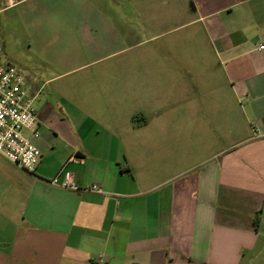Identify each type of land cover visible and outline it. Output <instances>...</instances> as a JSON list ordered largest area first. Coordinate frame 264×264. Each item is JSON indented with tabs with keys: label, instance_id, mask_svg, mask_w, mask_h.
I'll return each instance as SVG.
<instances>
[{
	"label": "crops",
	"instance_id": "crops-1",
	"mask_svg": "<svg viewBox=\"0 0 264 264\" xmlns=\"http://www.w3.org/2000/svg\"><path fill=\"white\" fill-rule=\"evenodd\" d=\"M74 5L38 20L89 60L17 67L41 158L0 155V264H264V0Z\"/></svg>",
	"mask_w": 264,
	"mask_h": 264
},
{
	"label": "rangeland",
	"instance_id": "rangeland-1",
	"mask_svg": "<svg viewBox=\"0 0 264 264\" xmlns=\"http://www.w3.org/2000/svg\"><path fill=\"white\" fill-rule=\"evenodd\" d=\"M76 2L77 0H0V50L3 60L25 71L30 67L43 78L60 75L61 72L47 65L45 59H57L67 49L78 58L75 66H81L88 61L89 56L80 49L67 46L68 39L65 33L52 31L51 26L41 24L38 20L58 15L64 17L95 15V10L91 7L77 9L74 5ZM56 5L64 8L59 12L54 8ZM77 75L75 72L68 78Z\"/></svg>",
	"mask_w": 264,
	"mask_h": 264
},
{
	"label": "built area",
	"instance_id": "built-area-1",
	"mask_svg": "<svg viewBox=\"0 0 264 264\" xmlns=\"http://www.w3.org/2000/svg\"><path fill=\"white\" fill-rule=\"evenodd\" d=\"M264 49V46H260ZM34 99L26 88V80L18 68L3 60L0 50V155L29 173L36 171L41 151L27 133L38 137V117ZM52 184L74 191L80 190L74 182L60 183L53 178ZM91 191L101 193L94 184Z\"/></svg>",
	"mask_w": 264,
	"mask_h": 264
}]
</instances>
